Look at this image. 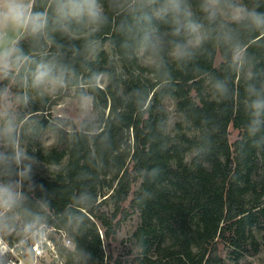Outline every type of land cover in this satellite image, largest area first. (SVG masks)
<instances>
[{
  "label": "trees",
  "instance_id": "1",
  "mask_svg": "<svg viewBox=\"0 0 264 264\" xmlns=\"http://www.w3.org/2000/svg\"><path fill=\"white\" fill-rule=\"evenodd\" d=\"M103 2L109 21L90 39L109 45L125 78L104 50L85 58L83 38L73 42L77 53L68 50L69 42L58 34L56 39L65 44L60 52L20 39L24 52L35 59L55 55L59 62L73 67L76 78L68 87L74 85L78 96L86 90L100 108L94 119L85 118L72 130L61 118L37 121L56 134V142L48 148L39 146L33 155L46 165L64 160L66 164L54 174L31 173L30 179L22 180L24 207L41 214L43 231L63 230L71 238L73 248L57 245L65 264H106L110 254L105 255L103 238H114L127 215L123 206L127 200L140 215L130 236L138 250L136 264H230L222 249L238 264L240 257L259 251L258 235L264 227V128L251 134L245 110L247 86L264 82V33L240 37L241 61L251 65L245 81L238 79L241 61L234 63L231 51L215 40H209L185 64L166 57V66L159 71L139 65L137 71L127 68L135 51L128 47L130 41L121 30L125 17L108 8L107 0ZM243 2L249 7L258 4V10L264 11V0ZM191 3L199 15L197 0ZM31 6L49 10L50 0H32ZM154 23L162 31L166 29L160 21ZM101 73L109 80L105 87L92 79ZM206 77L211 82L223 80L228 94L205 96ZM167 95L176 99L177 108L200 131L196 143L185 134L171 143L165 134L161 102ZM41 107L28 114L42 111ZM24 117L25 113L19 114L17 124ZM230 125L238 130L232 143ZM193 145H199L200 151L186 162L184 152ZM9 178L15 177L0 169V179ZM104 189L108 190L103 199L112 201V212L102 209L103 199L98 200ZM26 219V214L18 212L16 230L5 234L3 240L9 245L34 241L36 235L27 240L21 236ZM51 231L47 237L53 240ZM2 260L7 264L5 256Z\"/></svg>",
  "mask_w": 264,
  "mask_h": 264
},
{
  "label": "clouds",
  "instance_id": "2",
  "mask_svg": "<svg viewBox=\"0 0 264 264\" xmlns=\"http://www.w3.org/2000/svg\"><path fill=\"white\" fill-rule=\"evenodd\" d=\"M107 6L125 17L121 30L139 62L157 71L166 66V57L178 65L191 61L209 40L226 46L233 62L239 63L241 35L264 33V11L258 10V4L249 7L243 0H197L199 15L193 11L191 0H107ZM108 21L103 0H50L49 10L35 9L30 0H0V81L34 90L65 87L76 78L74 68L59 62L55 55L37 60L26 54L17 34L60 52L65 44L56 39L58 34L74 53L79 49L73 42L83 38L84 47L95 53L98 45L90 37ZM154 21H160L166 29L162 31ZM212 89L222 96L229 92L220 79L213 80ZM29 101L26 92L0 87V169L15 177L0 179V240L16 230L18 212L27 216L20 228L23 238H33L43 231L44 218L24 207L26 197L20 190L22 180L31 178L35 158L20 146L16 109ZM78 107L82 118L91 111L92 98L86 90L79 94ZM245 110L248 131L255 135L264 128V82L247 86ZM6 253L0 243V264ZM26 264H31L30 257Z\"/></svg>",
  "mask_w": 264,
  "mask_h": 264
},
{
  "label": "rangeland",
  "instance_id": "3",
  "mask_svg": "<svg viewBox=\"0 0 264 264\" xmlns=\"http://www.w3.org/2000/svg\"><path fill=\"white\" fill-rule=\"evenodd\" d=\"M30 0V5H31ZM17 38L21 39V34H17ZM98 47L95 53H92L88 50L83 54L85 58H92L96 56L101 50H104L112 59L113 64L117 68V72L125 78L124 69L120 65V62L113 52V50L109 47L106 42L98 41L95 42ZM137 65L143 66L139 60L136 58L134 53L133 58L127 65L129 69H136ZM251 65L247 62L241 61L239 65L238 79L239 81H245L250 75ZM75 70V69H74ZM82 68H78L77 72L81 74ZM138 71V70H137ZM147 73L148 77H150V73L148 70L144 71ZM76 73V72H75ZM96 79V85L99 87H105L108 83V77L106 74L101 73L98 75ZM81 75H79L78 80H80ZM9 86L14 93H27L30 96V101L26 106H21L16 109L17 116L21 113H25V117L17 124V138L19 140L20 146L32 157L35 158V161L32 165V173L34 174H54L59 170H62L66 164V160L57 165H46L42 161H39L33 153L36 151V148L39 146H43L48 148L56 142V134L37 123V121L41 118H46L49 121H56V118H61L62 124L67 127L69 130H72L73 126L78 125L80 121L83 119H94L96 117L97 112L100 111V108L96 107V102L93 97L92 98V108L90 113L86 117H81L80 109L78 107V99L77 91L75 86L68 87L66 85L63 88L59 89H49V90H34L30 87L22 88L17 84H12L9 81L4 82L0 81V87ZM82 91V90H81ZM80 91V92H81ZM205 96H214V91L212 89V82L209 77L205 78L204 86L202 90ZM43 96L46 100H42L39 96ZM150 101V98L148 102ZM147 102V103H148ZM43 106L42 111H34L33 113L28 112L33 110L35 107ZM161 107L165 112V117L163 121V128L165 134L169 137L170 142L173 143L181 134H185L188 136L192 143L197 142V136L200 131L193 126L191 121L177 108L176 99L172 96H165L161 102ZM107 112L108 108L104 109ZM43 113V114H41ZM33 114L34 117L31 116ZM229 143H232L238 137V130L234 129L231 125L229 126ZM129 138V144H132V141ZM191 144V143H190ZM200 151L199 145H193L188 147L184 152V160L186 162H190L191 159ZM263 167H264V158H262ZM138 188V183L133 186V190ZM108 189H104L98 197V200H102L106 195ZM133 192V191H132ZM132 193L129 197L131 198ZM123 206L127 208V215L125 220L121 223L120 228L114 235V238L105 240L103 238V250L106 254H110V258L108 260H104L106 264H136L134 258L138 252L137 248L133 245L130 236L136 226L140 221L139 211L133 207H129V201L127 200ZM102 209L112 212L113 203L108 198L103 199L102 201ZM119 216V214H118ZM52 229L48 228L38 235H36V240H44V236ZM52 232V238L57 245L62 244L63 240L61 236L54 232ZM101 236L103 232L99 230ZM35 236V235H34ZM260 247L257 253L251 255H244L240 257L238 260V264H264V227L261 229L259 233ZM3 241V240H2ZM4 242V241H3ZM19 248L23 250V259L27 261L30 257V244H26L24 242L19 243ZM73 248V246L68 247ZM225 248V247H224ZM58 258L50 255L45 251V256L39 258L36 261V264H65V257L59 254L57 250ZM223 256L227 259V262L230 264H235V261L229 256L226 249H222ZM10 257L15 258V255L12 253H6L5 258L10 259Z\"/></svg>",
  "mask_w": 264,
  "mask_h": 264
},
{
  "label": "built area",
  "instance_id": "4",
  "mask_svg": "<svg viewBox=\"0 0 264 264\" xmlns=\"http://www.w3.org/2000/svg\"><path fill=\"white\" fill-rule=\"evenodd\" d=\"M53 229V228H50ZM58 234L61 236L63 240V245L66 247L73 246V242L71 238L63 230H58ZM3 240V239H2ZM0 240V243H3L4 247L7 249V254L12 253L15 255V258L10 257V259L6 260L7 264H26V261L23 259V250L19 248V244L9 245L7 242ZM45 251L48 254L53 255L58 258L57 250H56V243L54 240L44 236V240H36L30 243V252H31V264H36V261L39 258L45 256Z\"/></svg>",
  "mask_w": 264,
  "mask_h": 264
}]
</instances>
